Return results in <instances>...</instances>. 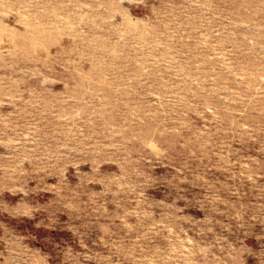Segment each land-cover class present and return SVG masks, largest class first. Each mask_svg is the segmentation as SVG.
<instances>
[{"label": "rangeland", "instance_id": "rangeland-1", "mask_svg": "<svg viewBox=\"0 0 264 264\" xmlns=\"http://www.w3.org/2000/svg\"><path fill=\"white\" fill-rule=\"evenodd\" d=\"M0 264H264V0H0Z\"/></svg>", "mask_w": 264, "mask_h": 264}, {"label": "bare ground", "instance_id": "bare-ground-1", "mask_svg": "<svg viewBox=\"0 0 264 264\" xmlns=\"http://www.w3.org/2000/svg\"><path fill=\"white\" fill-rule=\"evenodd\" d=\"M37 27V26H36ZM43 27H38V28H31V30H27L25 31L27 32H32L34 35H43L45 33V29H41ZM256 33L258 34V32L256 31ZM261 34V32L259 33ZM40 95L42 97V100L45 102H55L57 100L61 99V92L60 91H51L50 89H47L46 87H44L41 91H40ZM14 104V106H16V108H18V111L21 110V103L19 100H14L12 101ZM25 102V100H24Z\"/></svg>", "mask_w": 264, "mask_h": 264}]
</instances>
